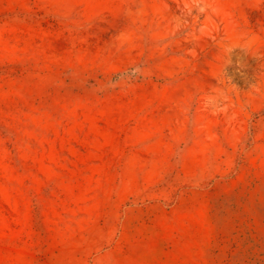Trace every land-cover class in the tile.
<instances>
[{
	"label": "rangeland",
	"instance_id": "374dc122",
	"mask_svg": "<svg viewBox=\"0 0 264 264\" xmlns=\"http://www.w3.org/2000/svg\"><path fill=\"white\" fill-rule=\"evenodd\" d=\"M0 264H264V0H0Z\"/></svg>",
	"mask_w": 264,
	"mask_h": 264
},
{
	"label": "clouds",
	"instance_id": "9594fccd",
	"mask_svg": "<svg viewBox=\"0 0 264 264\" xmlns=\"http://www.w3.org/2000/svg\"><path fill=\"white\" fill-rule=\"evenodd\" d=\"M199 10L201 13L205 12L207 10V5L201 6Z\"/></svg>",
	"mask_w": 264,
	"mask_h": 264
}]
</instances>
